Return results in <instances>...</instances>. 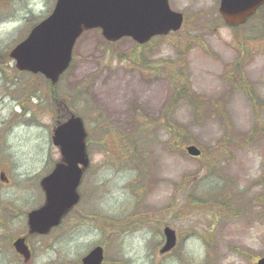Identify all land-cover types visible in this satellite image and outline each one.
<instances>
[{
	"label": "rangeland",
	"instance_id": "1",
	"mask_svg": "<svg viewBox=\"0 0 264 264\" xmlns=\"http://www.w3.org/2000/svg\"><path fill=\"white\" fill-rule=\"evenodd\" d=\"M55 1L0 0V173L10 180L0 183V264H82L96 245L101 264H256L264 256V7L230 27L220 0H169L185 15L182 28L143 46L91 29L52 86L17 69L11 51ZM182 85L199 101L176 97ZM70 113L88 132L80 200L48 234H30L28 212L45 201L40 180L62 159L53 130ZM190 144L202 154L190 155ZM165 226L177 244L161 253ZM21 235L32 252L25 261L13 246Z\"/></svg>",
	"mask_w": 264,
	"mask_h": 264
},
{
	"label": "water",
	"instance_id": "2",
	"mask_svg": "<svg viewBox=\"0 0 264 264\" xmlns=\"http://www.w3.org/2000/svg\"><path fill=\"white\" fill-rule=\"evenodd\" d=\"M263 3L264 0H221L219 11L227 24L236 26ZM183 20V13L171 9L168 0H57L53 12L32 29L11 55L20 69L40 71L55 83L69 66L74 43L84 29L101 27L110 40L129 35L144 43L156 34L180 29ZM85 136L80 117L72 116L56 128L54 142L60 146L65 163H59L42 180L46 203L29 213L31 231L47 232L79 200L76 191L82 176L79 163L88 165ZM187 150L192 155L201 153L196 145H189ZM165 232L167 243L163 250H169L176 236L169 227ZM14 244L28 257L23 238ZM102 259L103 249L98 246L83 258V263L100 264ZM258 264H264V258Z\"/></svg>",
	"mask_w": 264,
	"mask_h": 264
},
{
	"label": "trees",
	"instance_id": "3",
	"mask_svg": "<svg viewBox=\"0 0 264 264\" xmlns=\"http://www.w3.org/2000/svg\"><path fill=\"white\" fill-rule=\"evenodd\" d=\"M176 66V65H175ZM176 68V67H175ZM172 69L171 70V73H172V76H175V75H179V72H181V70H176V69ZM183 89H185V86L184 85H182V86H180L179 88H178V86L176 87V97L179 95L183 100H189V101H199V99H195V98H191L190 96H189V94L187 93V91H184ZM176 100H177V98H176ZM144 129V127H142L140 130H143ZM140 133V132H139ZM141 134V133H140ZM132 139H135V138H132ZM132 139L130 140L131 141V143H132ZM133 143H135L136 144V142H133Z\"/></svg>",
	"mask_w": 264,
	"mask_h": 264
},
{
	"label": "flooded vegetation",
	"instance_id": "4",
	"mask_svg": "<svg viewBox=\"0 0 264 264\" xmlns=\"http://www.w3.org/2000/svg\"><path fill=\"white\" fill-rule=\"evenodd\" d=\"M32 253V252H31Z\"/></svg>",
	"mask_w": 264,
	"mask_h": 264
}]
</instances>
